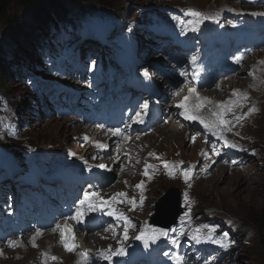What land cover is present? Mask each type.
<instances>
[{
    "label": "rangeland",
    "instance_id": "obj_1",
    "mask_svg": "<svg viewBox=\"0 0 264 264\" xmlns=\"http://www.w3.org/2000/svg\"><path fill=\"white\" fill-rule=\"evenodd\" d=\"M83 3H93L95 5H103L106 9L120 12L128 17L136 15V6H150L156 3L155 0H81ZM81 1L74 0L71 6V12H81ZM187 4L209 7L213 6L218 2H224L222 0H184ZM217 1V2H216ZM228 1V0H226ZM225 1V2H226ZM216 2V3H215ZM178 4H184L179 2ZM80 7V8H76ZM15 17H19L24 22V30L20 37L17 39H11L8 37L9 33L5 26L6 20L0 24V55L7 56L10 54L20 55V53L27 52L30 48L29 36L32 34V29L36 24L33 23L32 18L25 17L22 10L19 7L14 8L11 11ZM15 44L17 47H14ZM14 47V48H13ZM251 63V60L248 61ZM4 87H9L8 83H3ZM10 92H15L17 97H23L22 93H25V88L19 89L17 87H9ZM264 95V93H263ZM30 104L26 103L23 110H28ZM264 109V106H263ZM258 122L255 127L250 129L251 135L254 136L255 145L260 152V159H255L247 169L231 171L227 167L215 166L214 171L209 179L203 180L197 183L194 195L198 197L200 201V211L210 210L217 217L232 218L240 223L244 230L253 236L250 241V246L245 247L244 250L237 256V259L233 264H264V248L260 246V240L257 235L256 229L252 226L253 218L257 214H261L264 210V113L258 118ZM28 123V121H27ZM30 127L26 133H29L35 139L48 141L58 140L69 143L68 138L75 135V127L67 128V125L58 120L57 118L51 117H35L30 115L29 119ZM168 128L162 130L161 133L166 131ZM164 134V133H163ZM164 139V140H162ZM182 137L179 138V140ZM170 140V141H169ZM166 139L163 136H158L149 141L152 143L154 148H170L175 145V140ZM172 140V142H171ZM178 141V140H177ZM166 142V143H165ZM197 158L195 157V160ZM214 172V173H213ZM174 183H168L160 180L153 185L151 192V200L149 206L153 210H157L160 202H166L167 196L165 191L168 193V189H172ZM225 195V196H224ZM2 264H26L6 262Z\"/></svg>",
    "mask_w": 264,
    "mask_h": 264
},
{
    "label": "snow or ice",
    "instance_id": "obj_2",
    "mask_svg": "<svg viewBox=\"0 0 264 264\" xmlns=\"http://www.w3.org/2000/svg\"><path fill=\"white\" fill-rule=\"evenodd\" d=\"M185 15L190 16L192 18H195V26H193L191 28L192 31H198L199 28L197 26L199 24H202L205 19H211V17H206L203 13L196 11V10H193V9H188L185 12ZM236 59L240 60V59H242V57H236ZM262 63H264V62H262ZM191 64L193 65V75L194 76L198 75V67L199 66L197 64V57L193 56L191 58ZM143 75H144V77L147 78V77H149V72L147 70H144ZM249 75H253V73L250 72ZM232 96H239L240 100H245V101L248 99V96L246 94H241V93H238L236 91H234L232 93ZM189 97H194L196 102H194L193 104L190 105L188 102ZM240 100L233 101L230 99L227 102H220L217 105V107L222 109V111L214 112L213 115L216 118L212 121L205 120V119H203L197 115L199 110L201 108H203L205 104L211 103V101H208L206 99H201V97H199V95L197 94L196 88H190L189 89V96H186L184 98V101L182 103H180L179 105H177V107L180 109H183V111L180 113V115L185 120H192V121L198 120L199 123L203 125L205 130L209 131L213 136H216L218 140L223 142L224 147L242 150L239 148L238 145L229 142L226 139V137L223 135V132H222V129L225 126L231 125V121L226 120L224 118L225 115L228 113H233V108L242 107ZM148 108H149V104L147 102L143 103V105L141 106V110L139 112L135 113V119L133 120L130 117L129 118L130 122L125 124V128L130 127L131 124L143 123V116L146 114ZM256 111H257V109L255 107H252L244 115H235V120L237 123H239L240 121L246 119L248 116H251L252 114H254ZM112 135L117 136V137H123V139H125V140L128 139V137L126 135H124V133H122V131L119 128L112 130ZM192 139H194V138H192ZM99 147H103V146L100 145ZM253 154H255V153H253ZM205 155H206V153H205ZM163 166L165 169H169L168 175L170 176V178H175L173 176V172L176 170V166L175 165H169L167 162H165ZM100 167L104 168L105 166L100 165ZM151 167H153V166L150 164H146L145 168H144L143 175L148 176L149 175V169ZM191 171H192L191 168H188V169L182 168L181 169V174H182L186 183H187L188 179L190 178ZM136 187L142 189L143 183L136 185ZM125 195H126L125 193H117L116 194V196H118V197H124ZM113 199H115V197H113ZM185 202L186 203L188 202L187 194H185ZM129 203L132 204L133 207L136 206L135 200H129ZM142 203H143V197H141V200H140L141 205H142ZM79 205L80 206L76 209L75 213L68 217L69 220L75 221L76 224L84 223L85 217L91 212H95L97 210L102 211L105 207H108L109 209L111 208V202L101 199L99 193L95 192V191L85 192L83 194L82 199H80V201H79ZM107 215L115 216V219L117 221H123L124 239H127L129 229L134 227V225L131 223V221L127 217H124L122 215H115V213L112 210H109L107 212ZM205 227H207V226H205ZM56 229H59V235H60L61 241L64 244L66 251L72 252L76 247H78L75 244H69L68 243V240L70 238H72L73 229L71 227H69L67 223H65L63 226H61L60 224H57ZM151 231L153 233L152 235H146L145 229H141L140 235L136 236L137 240H142L144 242V246L146 248L148 247L149 242L154 243L158 239H160L161 237L166 239L168 236V234L166 232H164L163 230H151ZM36 235H40V233L37 232ZM180 236L181 237L184 236L183 229H181V231H180ZM190 238H191V240H193L196 243H201L202 242L201 241V229L195 228L193 230V232L190 234ZM34 241H35V237H33V247H36V244ZM213 242L219 243L218 241H213ZM171 243L178 247L177 240L173 239L171 241ZM17 246H18L17 241H11V240L8 241V247L15 248ZM219 246L221 248L226 247L224 244H220ZM125 254H126L125 249L123 247H121V248L117 249L115 253H113L111 250H108V253L106 255L103 253L101 255L104 256V259L111 260L113 255L123 256ZM164 254L168 255V253H164ZM80 255L85 259L87 258V253H81ZM52 259L54 260L56 258L52 257ZM173 259H174V261H176V264H183L184 257L180 256L179 254L175 255L173 257ZM205 264H208V262L205 261Z\"/></svg>",
    "mask_w": 264,
    "mask_h": 264
},
{
    "label": "trees",
    "instance_id": "obj_3",
    "mask_svg": "<svg viewBox=\"0 0 264 264\" xmlns=\"http://www.w3.org/2000/svg\"><path fill=\"white\" fill-rule=\"evenodd\" d=\"M74 0H0V24L6 20L5 26L8 30V37L12 40L20 37L24 30V22L19 17L11 14V11L19 7L25 17L32 18L36 25L44 24L51 15L58 13L66 14L71 10ZM81 1V0H80ZM101 1V0H100ZM81 9L94 8L93 3H83L81 1ZM100 5V4H99ZM103 6V5H101ZM105 7V6H104ZM0 58V84L7 82L6 71H3ZM253 226L258 231L260 246L264 248V210L253 218Z\"/></svg>",
    "mask_w": 264,
    "mask_h": 264
},
{
    "label": "water",
    "instance_id": "obj_4",
    "mask_svg": "<svg viewBox=\"0 0 264 264\" xmlns=\"http://www.w3.org/2000/svg\"><path fill=\"white\" fill-rule=\"evenodd\" d=\"M166 199V202H160L158 204L157 213L153 223L160 226L169 227L175 223L176 219L181 214L179 209L180 200L179 196L174 195L172 192L167 195Z\"/></svg>",
    "mask_w": 264,
    "mask_h": 264
},
{
    "label": "bare ground",
    "instance_id": "obj_5",
    "mask_svg": "<svg viewBox=\"0 0 264 264\" xmlns=\"http://www.w3.org/2000/svg\"><path fill=\"white\" fill-rule=\"evenodd\" d=\"M220 1V0H219ZM222 1H224V0H222ZM226 1V0H225ZM224 1V2H225ZM217 2V1H216ZM215 2V3H216ZM221 2V1H220ZM250 61V60H249ZM166 129V128H165ZM162 132V131H161ZM164 133V135H166V137L168 138V140L169 139H174V140H177V139H179L180 138V133L179 132H177L176 130H175V128L174 127H171V128H168L166 131H164L163 132ZM166 139V138H165ZM162 140H164V139H162ZM170 141V140H169ZM171 142H172V140H171ZM166 143V142H165ZM225 196V195H224ZM34 211H37L36 209L34 210ZM33 214V213H32ZM30 215H28V217H29ZM27 218V217H26ZM133 264H135V263H133Z\"/></svg>",
    "mask_w": 264,
    "mask_h": 264
}]
</instances>
